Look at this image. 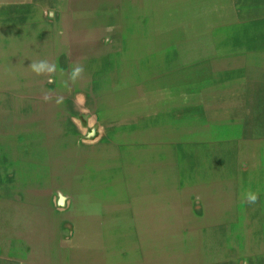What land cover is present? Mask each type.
Returning <instances> with one entry per match:
<instances>
[{"label": "rangeland", "instance_id": "rangeland-1", "mask_svg": "<svg viewBox=\"0 0 264 264\" xmlns=\"http://www.w3.org/2000/svg\"><path fill=\"white\" fill-rule=\"evenodd\" d=\"M0 264H264V0H0Z\"/></svg>", "mask_w": 264, "mask_h": 264}, {"label": "crops", "instance_id": "crops-1", "mask_svg": "<svg viewBox=\"0 0 264 264\" xmlns=\"http://www.w3.org/2000/svg\"><path fill=\"white\" fill-rule=\"evenodd\" d=\"M117 39V38H116ZM127 48L126 47H122V50H118L115 51L117 55H122L121 53H127ZM126 55V54H124ZM172 58V60H171ZM169 60H171L168 64H171L165 71L164 73H158V64H156V66H154V68L156 69V71H154V74H157L156 77L154 79H160L163 83L164 81V77L165 75H170V74H177L180 71H182V67L179 65H176L175 61H178L177 56L176 57H169ZM129 61L127 59L123 60V64L128 63ZM172 62V63H171ZM119 60L116 61V73L118 74L117 76L114 77V90L116 93H118L116 95L115 98V102H113L111 104L112 108H114V111L112 112V122L117 123L118 129H123V130H131L132 126L130 123V118L134 115H147V116H164L166 113L171 114V115H175L176 113L179 112L180 109V105H167V107L165 106V101L161 100L158 101L155 105H151V106H145L144 108H142L140 105V109H135L132 108V104L135 101L134 97L132 95V89L134 88V86H132V84L129 82L130 80L124 79L121 77L120 74H122L124 71L122 69H124L125 66L119 67ZM127 67V66H126ZM153 68V69H154ZM185 71V70H184ZM124 79V81H123ZM140 98H142L141 95H139L137 97V99L139 100ZM136 99V100H137ZM65 114H67V111L65 112ZM67 116V115H65ZM154 116V117H155ZM61 117H63V114L61 115ZM164 119H161V123H163ZM66 122V120H65ZM64 122V129L63 127L60 128V133H64L65 131H67L68 127H67V122ZM63 124V121H61V125Z\"/></svg>", "mask_w": 264, "mask_h": 264}, {"label": "clouds", "instance_id": "clouds-1", "mask_svg": "<svg viewBox=\"0 0 264 264\" xmlns=\"http://www.w3.org/2000/svg\"><path fill=\"white\" fill-rule=\"evenodd\" d=\"M110 43V39L105 41ZM31 70L36 75H48L51 76L57 71V64L54 62H49L48 60H39L30 64ZM84 68L80 64H75L72 66L69 72V80L75 82L76 79L83 75ZM45 100L48 99L47 96L44 97ZM259 201V192L248 189L246 192L242 193V202L248 205H255Z\"/></svg>", "mask_w": 264, "mask_h": 264}, {"label": "bare ground", "instance_id": "bare-ground-1", "mask_svg": "<svg viewBox=\"0 0 264 264\" xmlns=\"http://www.w3.org/2000/svg\"><path fill=\"white\" fill-rule=\"evenodd\" d=\"M156 76V75H155ZM107 169V168H106ZM96 180V179H95Z\"/></svg>", "mask_w": 264, "mask_h": 264}]
</instances>
